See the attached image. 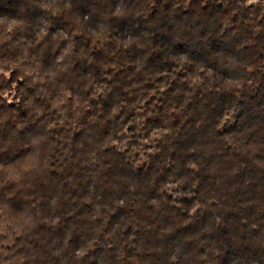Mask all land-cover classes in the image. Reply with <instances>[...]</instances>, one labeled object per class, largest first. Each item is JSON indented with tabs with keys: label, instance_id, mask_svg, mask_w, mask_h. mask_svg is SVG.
Segmentation results:
<instances>
[{
	"label": "clouds",
	"instance_id": "obj_1",
	"mask_svg": "<svg viewBox=\"0 0 264 264\" xmlns=\"http://www.w3.org/2000/svg\"><path fill=\"white\" fill-rule=\"evenodd\" d=\"M197 3L0 0V264H264V0Z\"/></svg>",
	"mask_w": 264,
	"mask_h": 264
},
{
	"label": "trees",
	"instance_id": "obj_2",
	"mask_svg": "<svg viewBox=\"0 0 264 264\" xmlns=\"http://www.w3.org/2000/svg\"><path fill=\"white\" fill-rule=\"evenodd\" d=\"M157 3L160 6L161 14L163 15L165 6L171 4L173 6V13L176 11H179L181 8H184L185 6L188 8L193 9L194 11L198 10L200 5L197 3V0H191L189 3V0H157ZM151 11V9H149ZM149 19L151 17H148ZM198 17H193L192 19H197ZM162 19L161 17H157V22H159ZM153 23V27L156 26V23ZM185 38L191 39L193 38L192 34H188ZM213 45H217L218 42L216 40L212 41ZM256 86V93L253 94L248 98V102L252 105H255L259 107L260 104H264V76L259 77L257 81H255ZM214 109L217 107V105L212 106ZM235 119V116L233 117ZM183 140L185 141H191V136L184 135ZM234 223H239L238 221H233Z\"/></svg>",
	"mask_w": 264,
	"mask_h": 264
}]
</instances>
